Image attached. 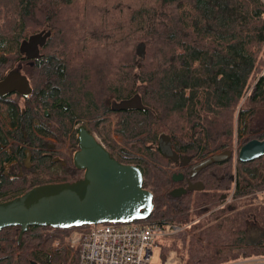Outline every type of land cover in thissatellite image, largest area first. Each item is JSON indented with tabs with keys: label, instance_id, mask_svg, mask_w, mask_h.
<instances>
[{
	"label": "trees",
	"instance_id": "trees-1",
	"mask_svg": "<svg viewBox=\"0 0 264 264\" xmlns=\"http://www.w3.org/2000/svg\"><path fill=\"white\" fill-rule=\"evenodd\" d=\"M38 34L40 56L26 60L19 47ZM13 70L31 93L0 99V203L79 180L70 156L59 172L41 147L53 139L77 150L84 124L117 162L141 170L154 209L137 224L190 226L157 241L162 261L172 250L182 264L264 258V156L242 163L236 154L191 180L203 190L170 195L234 142L264 140V0H0V81ZM134 96L146 111H113ZM161 134L178 163L160 154ZM88 229L31 227L18 243L19 228H4L0 264H52L60 251L59 264H78L68 239Z\"/></svg>",
	"mask_w": 264,
	"mask_h": 264
},
{
	"label": "water",
	"instance_id": "water-1",
	"mask_svg": "<svg viewBox=\"0 0 264 264\" xmlns=\"http://www.w3.org/2000/svg\"><path fill=\"white\" fill-rule=\"evenodd\" d=\"M43 35H32L19 47L26 60L40 56ZM136 55L143 59L145 47L140 44ZM4 95L18 93L26 98L31 93L27 78L13 70L0 81ZM113 111H146L138 96L112 105ZM78 150L73 156V166L83 172V177L72 183L44 184L33 187L23 195L0 203V230L18 227L17 242L31 227L52 229H73L98 224L124 225L143 222L152 215L153 195L143 187V174L136 166L123 165L107 152L105 147L84 126L77 129ZM158 150L162 157L178 163L179 155L173 151L168 135L158 137ZM26 164L29 154L26 153ZM228 150L212 156L191 169L186 188H176L170 192L178 198L187 192L201 191L200 182L193 183L198 173L215 163L231 159ZM264 156V140H253L238 150L237 158L242 163L251 162ZM181 173L172 176L174 182L183 181ZM35 264V263H31Z\"/></svg>",
	"mask_w": 264,
	"mask_h": 264
},
{
	"label": "built area",
	"instance_id": "built-area-1",
	"mask_svg": "<svg viewBox=\"0 0 264 264\" xmlns=\"http://www.w3.org/2000/svg\"><path fill=\"white\" fill-rule=\"evenodd\" d=\"M176 229L170 225L98 224L89 226L86 231H74L68 239V246L78 248V264H151L152 250L157 247V241ZM256 260L263 264L264 258ZM249 262L251 259L229 264ZM162 264L181 262L171 251Z\"/></svg>",
	"mask_w": 264,
	"mask_h": 264
},
{
	"label": "flooded vegetation",
	"instance_id": "flooded-vegetation-1",
	"mask_svg": "<svg viewBox=\"0 0 264 264\" xmlns=\"http://www.w3.org/2000/svg\"><path fill=\"white\" fill-rule=\"evenodd\" d=\"M24 58V57H23ZM3 93H5V91H3V90H0V99L1 98H7V97H10V96H16V94H18V93H10V94H6V95H4ZM19 95V94H18ZM21 97V96H20ZM28 97V96H27ZM26 97V98H27ZM26 98H24V97H22V99H26ZM45 115H47V112H45ZM3 118H5V120H6V122H8V118H7V116H6V114H4L3 115ZM84 126L85 128H86V130H88L89 131V129L87 128V126L86 125H84V124H80L79 126ZM79 126H77L76 128H75V130H76V135H75V138H76V140H77V136H78V133H77V129H78V127ZM91 134H93L91 131H89ZM94 135V134H93ZM97 139V138H96ZM23 140H26V136H25V134H24V136H23V138H22V141ZM98 140V139H97ZM99 142H100V140H98ZM46 149H43L42 147H41V150H44L45 151V153L41 156V160H42V162H45V161H47L48 159L50 160V157L52 156V159H51V164H53L51 167H50V169H56L57 171H59V170H61V168L63 167L64 169L65 168H67V161H68V159L65 157V154H66V156H70V158H71V164H72V167H74L73 166V156H74V154H75V152L78 150V140H77V150H74L73 148H71V147H69L68 146V144L67 145H65V147L64 148H62L61 150H57V148H56V145H55V143H54V141H53V139H50V140H46ZM101 143V142H100ZM102 144V143H101ZM104 146V145H103ZM0 147H3V145H1L0 144ZM108 152V151H107ZM26 153H28L29 154V164L27 165L26 164V160H27V156H25V159L23 160V162H24V164H25V166H26V168H29L30 167V163H31V155H30V153H29V151H26ZM25 153V154H26ZM63 153H65V154H63ZM109 153V152H108ZM56 171V172H57ZM55 171H54V173H56ZM60 172V171H59ZM191 172V171H190ZM182 174V173H181ZM190 174V173H189ZM183 175V174H182ZM82 177H83V172H82ZM188 177H189V175H188ZM188 179V178H187ZM187 179H186V181H187ZM201 183V182H200ZM202 184V183H201ZM187 187V183H186V185L184 186V187H178V188H186ZM176 189V188H175Z\"/></svg>",
	"mask_w": 264,
	"mask_h": 264
},
{
	"label": "rangeland",
	"instance_id": "rangeland-1",
	"mask_svg": "<svg viewBox=\"0 0 264 264\" xmlns=\"http://www.w3.org/2000/svg\"><path fill=\"white\" fill-rule=\"evenodd\" d=\"M92 133L94 134V136H95L98 140H100V139H99V136L97 135V133H95V132H93V131H92ZM112 138H113L117 143L121 142V139H120L118 136L113 135ZM233 146H234V147H231V151H232V153H233V158H234V157L236 156V154L238 153V150H239L240 148L238 149V146H237L236 142H234ZM79 176H81V177H79V179H81V178H82V174H79ZM170 226L177 227V229L174 230L172 233H170L169 235H167V236L164 237V238H173V237L179 235L180 233H182V232H184V231L187 232L188 228L190 227V226L180 227V226H177V225H170ZM255 227H256V226H253L252 228L254 229ZM253 229H252V232L254 231ZM261 230H262V229H261ZM261 233H262V234H261ZM259 234H261V235L264 236V230H262L261 232H259ZM55 245H57V247H58V244H57V243H56ZM152 251H153V254H152V257H151V264H162V259H161V255H160V250L156 247V248H154ZM172 251L176 253L177 258L179 259V261H180L181 264H182V261H181L179 255H178V252L175 251V250H172ZM170 252H171V251H170ZM61 256H62V252H61V251H60V253H59V255H58L57 257L53 255V257H52V259H51L52 264H59V263H60ZM259 258H260V257H251V258L240 259V260L238 259V260H236V261H231V262H229V263H233V262H237V261H245V260H249V259H251V262H249V264H259V263H260L259 260H256V259H259ZM229 263H226V264H229ZM263 264H264V261H263Z\"/></svg>",
	"mask_w": 264,
	"mask_h": 264
}]
</instances>
